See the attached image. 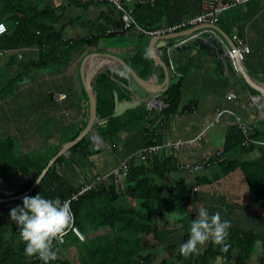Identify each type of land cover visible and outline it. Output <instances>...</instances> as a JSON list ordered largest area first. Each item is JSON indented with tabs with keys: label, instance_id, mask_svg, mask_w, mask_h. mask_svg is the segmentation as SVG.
Masks as SVG:
<instances>
[{
	"label": "crops",
	"instance_id": "1",
	"mask_svg": "<svg viewBox=\"0 0 264 264\" xmlns=\"http://www.w3.org/2000/svg\"><path fill=\"white\" fill-rule=\"evenodd\" d=\"M202 1L187 0L186 15L180 12L185 18L183 21L200 14ZM43 4L64 9L58 29L64 31L65 40L92 38V41L81 52L73 55L66 68L33 67L32 63L40 56L39 48L34 46L7 50L0 56V72L5 74H1V77L15 73L18 63L25 66L21 68V74L28 77V81L15 93L0 98V140L13 136L18 140L17 150L20 154L55 157L89 123L90 101L81 73L84 59L92 53L109 54L115 59L109 62L106 57L97 56L93 59L91 63L96 67L94 72L113 70L115 76L110 77L114 85L113 113L117 94L120 102L138 104L118 117L121 120H135H131L130 130L124 129L111 136L109 133L100 134L101 129H107L105 125L113 113L99 118L96 103L95 122L86 134L91 136L92 153L85 158L69 157L70 163H64L60 173L75 186H79L97 175L111 174L123 161L135 157L146 146L148 137L161 139L160 145H165L151 158L172 159V163L177 166V170L165 176L164 189H187L191 195L193 193V198L187 204L186 215L190 221L195 219L199 207H206L210 213L219 211L222 219L231 221L228 237L230 246H250V256L246 263L260 264L261 258H264V205L259 202V193L255 187L264 195V89H261L264 86V0H254L245 5L242 9L251 13L250 16L239 25L235 24L231 28L227 26L228 33L218 25L231 39L238 35L247 45L249 51L243 53L239 60L247 75L261 88L250 84L234 68L232 71H222L215 58L193 45L176 48L169 57L167 48L187 36L172 35L158 39L137 27L126 30L120 13L112 4H85L79 0H44ZM136 6L129 5L134 9L137 25H140ZM196 26L199 25L189 28ZM220 36L229 46L226 39ZM111 37L116 40H111ZM100 38L108 39L103 44H95V39ZM151 53L157 55L159 60H155ZM116 59L122 60L135 71L143 83L136 81ZM8 60L17 64L6 66ZM170 61L178 74L172 72ZM94 72L92 77L97 74ZM178 80L181 82L178 112L166 116L163 112L151 109L149 101H165L167 90ZM230 93L236 97L227 99ZM254 97H260L261 104L252 102ZM140 107L148 110L147 118L140 115ZM120 122L116 120L113 124ZM241 123L250 127L252 143L245 145L244 141L239 147L224 152L228 130L234 126L241 129ZM145 126L151 127L152 132L147 138ZM96 132L101 142L93 141ZM199 136L201 138L197 139ZM177 141L183 142L179 148L167 145ZM220 150L222 156L219 161L195 174L178 167L180 163H198ZM135 160L141 163L138 157ZM222 160L239 165L226 167L223 162L219 164ZM127 203L126 196L118 201L119 205ZM169 216L157 223L159 229L171 234L163 244L153 243L160 258L167 256L165 250L170 244L182 243L185 235L179 223L180 218ZM211 243L209 240L199 253ZM233 261L229 262L218 255L211 264H233Z\"/></svg>",
	"mask_w": 264,
	"mask_h": 264
},
{
	"label": "trees",
	"instance_id": "2",
	"mask_svg": "<svg viewBox=\"0 0 264 264\" xmlns=\"http://www.w3.org/2000/svg\"><path fill=\"white\" fill-rule=\"evenodd\" d=\"M43 3L44 0H3L0 7V22L7 25L8 31L0 37V50L38 47L40 56L32 63L33 67L66 68L73 55L86 48L92 38L65 40L64 31L58 29L64 16V9ZM186 3L187 0H156L154 6L137 5L138 23L147 31L181 24L185 19L183 15H186ZM242 8L238 6L225 10L217 25L228 33L227 26L231 28L235 24L239 25L250 16L251 13ZM183 29L185 28H180L178 31ZM12 64L17 63L13 60L6 62V66ZM17 67L18 70L7 77H1V74H5L0 72V98L12 95L28 81V77L21 74V68L25 66L18 63ZM94 73L97 74L94 76L95 79L91 78V87L96 96L98 116L104 118L113 113L114 85L110 77L115 74L111 69ZM166 95L165 102L168 106L163 113L172 116L178 112L180 104V80L171 84ZM108 107L110 109H107ZM138 110L140 115L147 118L148 110L141 107ZM116 120L121 122L113 124ZM131 120L135 119L121 120L119 117H111L105 125L107 129L104 131L101 129L99 132L103 135L109 133L111 136L110 134H116L124 129L130 130ZM148 123L151 124V121L149 120ZM146 126L144 131L147 138L152 132L150 125ZM154 138L148 137L146 146L160 144L161 139ZM246 139L247 136L238 126L232 127L225 137L223 151L228 152L239 147ZM90 148H92L91 136L86 135L55 160L40 183L27 195L34 196L40 193L46 198L58 196L62 201L66 200L72 209L73 219L66 228L64 242L53 243L57 259L50 261L49 264H211L218 255L229 262L234 260L233 264H247L250 246L243 247V245H239V248L230 246L228 252L224 253L220 251L218 245L211 243L202 253L184 257L177 251L179 244H170L165 250L167 256L159 257V252L153 248L155 247L153 243L163 244L171 234L159 229L157 222L162 220L164 215H178L181 229L185 232L182 242L188 238L191 223L186 215L187 204L191 199L189 190L164 189L165 176L177 170L172 159L157 157L137 163L134 157L129 173L120 186H117L112 174L97 175L106 177L99 188L87 190L75 197L82 186L97 176L75 186L60 173V168L65 165L64 163H70L69 157L77 159L90 155L92 153ZM17 149L18 140L13 136L0 140V183L6 182L4 187L11 188L9 194L12 193L7 196V202L0 203V264H44V261L41 263L33 261L32 257L35 255L32 257L24 255L25 242L21 240L15 224L10 221L9 210L22 205V198H11L28 191L46 169L52 157L20 154ZM222 162L226 167L239 165L226 160H222L219 164ZM249 178L253 181L252 176L249 175ZM255 188L259 193V202L264 205L263 193L258 187ZM124 196L137 199V204L119 205L118 201ZM71 226L77 227L85 235V241H80L75 236ZM70 245H73L75 250L73 253L69 251ZM260 264H264V258H261Z\"/></svg>",
	"mask_w": 264,
	"mask_h": 264
},
{
	"label": "built area",
	"instance_id": "3",
	"mask_svg": "<svg viewBox=\"0 0 264 264\" xmlns=\"http://www.w3.org/2000/svg\"><path fill=\"white\" fill-rule=\"evenodd\" d=\"M82 3L88 4V3H109L112 4L116 11L120 13L121 20L123 22L124 29L128 30L132 27H137L140 31L145 32L150 35H166L169 33L177 32L180 28H187L188 26H194V25H201L204 26L202 31L198 32L196 35H203L206 34L210 37L215 38L218 40V42L223 46V48L227 51V54L232 62L233 68L236 72L239 71L237 62L240 58H242V54L249 51V48L247 45L238 37V35H234L232 37L233 42L236 43L237 50L232 51L231 48L226 44L225 40L220 36V34L212 28L213 25H217V22L219 21V18L221 17L222 13L225 10L242 6L244 7L248 3L254 1V0H203L201 3V12L199 15L183 21L181 24H178L173 27H169L168 29H161L157 31H147L143 29L140 25H137V22L135 20L134 15V9L129 7L136 6V5H142V6H154L156 3V0H79ZM188 27V28H189ZM8 31L7 25L3 22H0V37L5 35ZM188 38L181 39L179 42L175 43L174 45H171L167 48V52L169 54V57L172 53V51L183 44L186 43ZM7 50H0V56L3 55ZM21 57V55H19ZM170 67L173 73H176L175 68L170 61ZM181 76V74H179ZM236 96L233 93H230L227 95V99H233ZM252 102H258V97H254L252 99ZM149 107L151 109H154L158 113H162L164 109L168 106L165 101L159 100V99H153L149 101L148 103ZM240 127L243 131V133L247 136L246 141L244 142L245 145L252 143V139L250 138V127L246 126L245 124H240ZM201 137H197V139H200ZM189 143H193V141H190ZM165 145V144H164ZM164 145L156 144L151 146H145L143 147L136 155L135 157H138L140 161H147L148 159H151V157L156 156L161 148H163ZM170 147L179 148L183 145L182 141H177L173 144H167ZM222 156L221 150L218 151L214 155L206 156L198 163L190 164V163H180L178 165L179 169L182 171L189 172L191 174H195L205 168L211 167L213 164H215ZM134 156L129 157L125 161H123L120 166L114 170L111 174L115 177V182L117 186H120L123 179L127 177L129 173V168L131 161L133 160ZM106 179L105 176H97L94 180L90 181L86 185L82 186L81 190L78 194L75 195L78 196L79 194H82L83 192L87 190H93L98 189L99 186L103 183V181ZM118 189V187H117ZM197 188L194 189L196 191ZM193 193L191 195V199L193 198ZM127 201L129 204L135 206L137 204V199L133 197H127ZM71 229L75 236L80 241H85V235L77 228L72 227ZM58 243L64 242V236L61 240L57 241ZM54 247V245H53ZM32 260L41 263L43 260H41L39 257L34 256L32 257Z\"/></svg>",
	"mask_w": 264,
	"mask_h": 264
},
{
	"label": "clouds",
	"instance_id": "4",
	"mask_svg": "<svg viewBox=\"0 0 264 264\" xmlns=\"http://www.w3.org/2000/svg\"><path fill=\"white\" fill-rule=\"evenodd\" d=\"M36 183L40 181L37 179ZM10 221L25 242V256H37L49 264L57 259L53 249L54 241H59L66 233V228L73 219L72 209L66 200L60 197L46 198L40 193L22 197V205L9 210ZM231 221L221 218L219 211L210 213L206 207L196 210L195 219L189 225L188 238L178 245V253L187 257L199 253L209 240L218 245L221 252H228Z\"/></svg>",
	"mask_w": 264,
	"mask_h": 264
},
{
	"label": "water",
	"instance_id": "5",
	"mask_svg": "<svg viewBox=\"0 0 264 264\" xmlns=\"http://www.w3.org/2000/svg\"><path fill=\"white\" fill-rule=\"evenodd\" d=\"M204 26H196V27H192L186 30H181L178 32H173V33H169L166 35H161V36H157L154 35L155 38L159 37H170L172 35H177V36H187V41L185 44H183L182 46L178 47V49H180L181 47H190L191 45L195 46L197 49L204 51L206 54L210 55L211 57L215 58L217 60V66L220 67L223 70L227 69V70H231L233 69V65L232 62L227 54V51L223 48V46L218 42V40H216L213 37L210 36H202V35H196L197 33H195L196 31L200 30L201 28H203ZM212 28H214L215 30H217V32H219L227 41V43L229 44V47L231 48L232 51H236L237 50V46L235 45V43L233 42V40L226 35V33L224 31H222V29L218 26V25H213ZM195 34V35H194ZM186 39V38H185ZM105 55V56H104ZM151 55L154 57L155 60H159L157 57V55H153L151 53ZM106 57V61L109 62L110 59H115L113 56L109 55V54H101L98 55L97 53H92L89 56H87L83 63H82V67H81V73H82V78H83V84H84V88L88 94L89 97V101H90V119H89V123L87 125V127L84 129V131L80 134V136H78L72 143H70L69 145H67L64 149H62L55 157L52 158V160L50 161V163L48 164V166L46 167V169L42 172V174L40 175V177L38 178V180L40 181L43 176L46 174L47 170L49 169L50 166L53 165V163L55 162V160L61 156L63 153H65V151H67L71 146L75 145L77 142H79L86 134L89 133V131L91 130L92 125L95 122V110H96V99H95V93L93 92V89L91 87V77H92V73L95 71L96 67L93 63V59L95 57ZM118 60L125 68L126 70L129 72V74L139 83H143V80H141L139 78V76L136 74L135 71H133L130 67H128L124 62H122V60L116 59ZM161 61V60H160ZM89 63H91L90 65H88ZM162 66L164 67V65L162 64ZM237 66L238 69L240 71V73L243 75V77L252 85H255L257 87H260L259 85H257L254 80L247 75V73L244 71L240 60H238L237 62ZM166 68V67H165ZM167 72V69H166ZM261 88V87H260ZM264 89V86L263 88ZM258 103L261 104V99L260 97H258ZM137 102H129V101H125V102H120L118 99L117 94H115V107H114V113H113V117H118L121 116L126 110L128 109H132L134 107H136ZM95 137L99 138V136L97 135V132L95 133ZM94 142H97V140L93 138ZM5 183V182H3ZM37 183L35 182L34 185L26 192L17 195L15 197H12L11 199H17V198H22L24 196H27L35 187H36ZM6 199H0V203L5 201Z\"/></svg>",
	"mask_w": 264,
	"mask_h": 264
},
{
	"label": "rangeland",
	"instance_id": "6",
	"mask_svg": "<svg viewBox=\"0 0 264 264\" xmlns=\"http://www.w3.org/2000/svg\"><path fill=\"white\" fill-rule=\"evenodd\" d=\"M3 4V0H0V7H1V5ZM106 39H108V38H100V39H95V41H94V43L96 44V43H102L103 44V42H104V40H106ZM111 40H116V39H113L112 37L110 38ZM74 124V123H73ZM74 126H76V125H74ZM55 142H53L52 144H54ZM98 143V142H97ZM94 169L95 170H98L97 168H95L94 167ZM5 184H7V183H1L0 184V199H6L5 200V202H7V196H10L12 193H10L9 194V192L11 191V188H5L4 187V185ZM165 217H167V216H169V215H164ZM170 217H172V218H178V215H173V216H169L168 218H170ZM164 218H162V220H163ZM161 221V220H160ZM160 221H158V222H160ZM157 222V223H158ZM72 250V251H71ZM69 251H70V253H73L75 250L73 249V245H70L69 246ZM69 254V253H68Z\"/></svg>",
	"mask_w": 264,
	"mask_h": 264
},
{
	"label": "bare ground",
	"instance_id": "7",
	"mask_svg": "<svg viewBox=\"0 0 264 264\" xmlns=\"http://www.w3.org/2000/svg\"><path fill=\"white\" fill-rule=\"evenodd\" d=\"M89 4V3H88ZM92 4V3H91ZM97 4V3H96ZM97 141L101 142L99 139L95 138Z\"/></svg>",
	"mask_w": 264,
	"mask_h": 264
}]
</instances>
